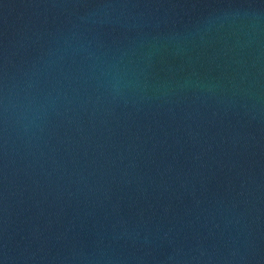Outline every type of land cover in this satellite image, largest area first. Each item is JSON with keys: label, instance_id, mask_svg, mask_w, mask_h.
Wrapping results in <instances>:
<instances>
[{"label": "water", "instance_id": "1", "mask_svg": "<svg viewBox=\"0 0 264 264\" xmlns=\"http://www.w3.org/2000/svg\"><path fill=\"white\" fill-rule=\"evenodd\" d=\"M0 264H264V0H0Z\"/></svg>", "mask_w": 264, "mask_h": 264}]
</instances>
